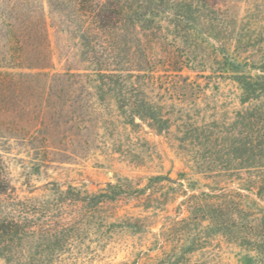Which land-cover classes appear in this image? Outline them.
Here are the masks:
<instances>
[{"label": "trees", "instance_id": "1", "mask_svg": "<svg viewBox=\"0 0 264 264\" xmlns=\"http://www.w3.org/2000/svg\"><path fill=\"white\" fill-rule=\"evenodd\" d=\"M50 1L54 5L50 10L52 17L80 40L85 62L80 69L84 72L70 69L51 72L47 71L51 68L48 59L23 58L12 59L7 70H0V259L3 264H74L86 247L82 243L86 236L89 242L99 245L107 240L102 228L130 226L133 216L122 217L115 212L102 216L107 205L133 194L141 195L154 184L171 186V192L164 195L169 201L179 196L173 185L182 186V183L171 177L170 172L152 175L143 188L126 177L127 183L109 182L98 192L49 182L50 187H46L49 193L41 197L22 198L16 193L4 152H9L13 144L38 151L44 146L42 143H50V136L40 137L42 126H47L52 113L69 111L76 103L75 91L82 92L87 87L89 100L84 99V104L78 105L81 114L97 115L102 110L91 103L95 89L102 96L116 93L117 108L128 114L130 124L138 125L136 119H140L161 131L170 130L177 120L187 118L184 121L187 137L179 141L186 140L189 145L198 143L206 151L207 155L197 165L211 182L190 194L185 191L181 203L185 215L172 221V227L196 226L198 232L193 228L188 235L190 242L207 244L212 236L219 235L236 243L244 250L239 264L256 259L264 262V69L256 74L244 71L247 61H237L224 51L221 62L231 73L226 75L222 66L217 70L204 65L198 70L193 61L178 59L181 56L176 53L182 41L188 43L193 34L192 41L195 40V33L204 21L221 15L219 3L192 0L197 4L194 8L186 0ZM170 41L173 49L166 50V55L157 62L147 56L148 44L161 46ZM123 43L137 45L135 48L141 50L137 59L126 61L133 68L116 59ZM27 61L30 63L26 65ZM185 69L196 75L184 73ZM215 75L235 83L239 107L225 110L213 105L212 117L208 118L199 110L204 103L201 96L206 94L204 81ZM77 85L76 90L71 89ZM178 102L192 105L195 112H191L190 106V114L183 115L175 109ZM125 219L128 225L121 222ZM162 255L174 262L171 264H177L181 258L175 250H164Z\"/></svg>", "mask_w": 264, "mask_h": 264}, {"label": "rangeland", "instance_id": "2", "mask_svg": "<svg viewBox=\"0 0 264 264\" xmlns=\"http://www.w3.org/2000/svg\"><path fill=\"white\" fill-rule=\"evenodd\" d=\"M186 1L194 8L197 6L192 0ZM216 1L221 7V15L208 22L203 20V25L195 33L197 42L192 41L194 34L188 43L181 40L180 48L176 51L181 57L177 58L193 61L191 63L197 65L198 70L204 65L216 67L217 70L222 66V71L227 75L231 71L221 62L226 51L237 61H247L242 70L261 73L260 69H264V0ZM50 2L0 0V70H7L12 59L23 58L28 61L48 59L51 68L47 71L51 72H65L67 69L84 72L80 69L85 66L80 40L67 30L66 25L61 27L58 20L52 17L50 10L54 9V5ZM171 42L161 46L148 44L147 56L157 62L166 55V50L173 49ZM136 46L123 43L116 59L122 60V65L130 66L126 61L137 59L141 52ZM28 61L26 65L30 63ZM184 73L196 75V72L187 69ZM204 85L206 94L201 96L204 103L199 109L202 116L212 117L213 105H220L225 110L239 107L235 98L236 85L231 79L215 75L204 81ZM76 88L78 85L71 89ZM87 88L82 92L79 89L75 91L76 103L69 111L52 113L47 126H42L40 137L50 136V143H42L44 146L38 151L13 144L9 152H4L15 181L16 193L22 198L41 197L49 193L46 190V187H50L47 186L49 182L64 188L75 185L98 192L106 188L109 182L127 183L126 177L135 186L143 188L152 175L167 172L171 177L178 178L182 186L173 185L179 192L175 201H169L164 196L171 192V186L154 184L141 195L133 194L118 203L107 205L102 216L112 212L122 217L133 216L129 220L130 226L125 229L120 226L102 228L107 240L99 245L89 242L86 236L82 240L86 247L79 254L77 262L73 263L151 264L155 260L154 264H171L174 262L162 254L164 250H175L181 257L177 264H239L244 250L236 243L219 235L212 236L207 244L190 242L187 241L188 235L196 226L183 229L182 224L176 227L171 225L172 221L185 215L181 204L186 197L185 191L190 194L206 188L207 183L211 182L197 165L207 155L206 151L198 143L189 145L186 140L179 141L187 137L184 121L188 119L177 120L170 130L165 128L161 131L140 119H136L138 125L130 124L128 114L117 108V94L105 93L102 96L95 89L93 93L96 96L91 103L102 110L97 115L89 112L81 114L78 105L84 104V99L89 100ZM174 106L183 115L190 114L188 107H192L182 102ZM191 112H195L193 107ZM178 115L180 117L181 114ZM129 221L125 219L121 222L127 224ZM195 231L197 233L198 228ZM89 245L91 248L87 247ZM183 251L191 252L184 254ZM0 264H3L1 259ZM247 264L264 262L256 259Z\"/></svg>", "mask_w": 264, "mask_h": 264}]
</instances>
